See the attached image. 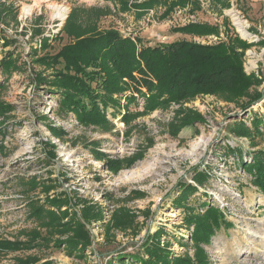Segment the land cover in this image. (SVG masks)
<instances>
[{"label": "rangeland", "instance_id": "rangeland-1", "mask_svg": "<svg viewBox=\"0 0 264 264\" xmlns=\"http://www.w3.org/2000/svg\"><path fill=\"white\" fill-rule=\"evenodd\" d=\"M146 1L127 0L129 9L121 11L117 3L105 0H0V36L10 42L2 47L0 38V59L10 51L22 67L5 79L0 74V100L13 106L3 120L6 126L0 128V242L18 245L0 248V264L26 259L109 264L119 253L145 258L139 245L158 227H164L170 237L171 256H192V228L183 226L184 209L175 204L187 185L197 190L187 196L184 205L217 207L228 224L203 246L209 264H264V196L250 182L251 176L235 164L234 154H224L229 145L249 162L253 151L264 150V122L262 134L251 139L230 132L236 123L250 125L252 116L264 117V97L250 112L243 111L240 103L209 94L147 113L138 101L129 105L131 113H138L130 122L121 119L123 110L109 108L105 127L84 126L72 114L60 115L57 96L34 81L36 74L50 72L34 60L37 55L55 53L70 40L63 32L60 40L53 35L62 29L70 10L78 7L82 23L112 27L149 45L176 40L212 44L227 37L243 40L250 44L242 50L244 71L260 80L254 90L264 95V46L259 44L264 40V0H223L225 7L212 0H185L164 17L171 2L178 0H159L146 10L134 7ZM59 6L66 8L63 19L56 17ZM237 21L247 24L245 34ZM189 23L216 25L218 34L173 32ZM42 37L49 38L50 44L44 50L39 47ZM179 108L201 113L204 121L183 127L175 136L168 124ZM49 126L60 129L61 135L53 134ZM92 143H98L105 158L131 159V164L110 171L105 159L90 152ZM196 173L207 175L202 185L194 181ZM45 186L50 187L48 191ZM59 195L69 201L60 209L76 219L84 203L101 209L100 219L80 220L91 240L80 257L67 254L63 242L67 235L54 233V228L42 225L44 218L31 214L32 207ZM119 207L135 215V228L119 231L109 227ZM160 243H165L163 236Z\"/></svg>", "mask_w": 264, "mask_h": 264}, {"label": "trees", "instance_id": "trees-1", "mask_svg": "<svg viewBox=\"0 0 264 264\" xmlns=\"http://www.w3.org/2000/svg\"><path fill=\"white\" fill-rule=\"evenodd\" d=\"M117 3L121 11L129 9L127 0H105ZM159 0H149L135 4V8L146 10L158 3ZM226 6L223 0H212ZM185 0L173 1L167 7V16L176 5H184ZM81 8L73 7L58 33L53 38L61 39L63 32L70 39L55 53L37 55L36 49L32 54L37 55L34 62L49 69L47 74H36L34 81L38 87L44 86L50 94L57 96V112L60 115L72 114L75 120L84 126L105 127L108 123L107 110L118 109L121 119L130 122L138 113H131L129 105L142 100L143 112H151L155 108H165L168 104H180L198 95L209 94L225 101L240 103L243 111H251V106L262 101L263 92L255 87L260 80L253 74H247L243 68L242 50L250 44L238 38L227 37L226 40L212 44H202L188 40H176L169 43L149 45L136 36L123 35L119 30L99 28L93 21L82 23L79 19ZM99 12L95 14L99 16ZM82 20V19H81ZM173 32L189 35L218 34L216 25L209 23H189L175 27ZM3 39L2 47L10 42ZM52 38V39H53ZM264 46V40L259 41ZM49 38L42 37L39 47L44 50L49 47ZM22 70L18 58L12 52H3L0 59V74L3 79L9 77L13 71ZM245 99L244 102L242 100ZM125 100V103H122ZM13 106L0 100V128L4 129L8 114ZM175 118L168 124L169 132L177 136L185 126L202 123L201 113L179 108ZM264 117H251L250 125L244 121L234 124L230 132L236 137L251 139L255 134L261 135ZM2 129V130H3ZM49 130L57 136L61 130L49 126ZM1 132V130H0ZM3 133V132H2ZM252 143V141H250ZM0 146H2L0 144ZM225 155L232 153L238 168L251 176L250 182L264 196V150L253 151L248 157L249 162L243 160L236 148L227 145ZM98 143L90 145V152L99 159H105V164L112 172L121 169L123 163L131 164V159L105 158ZM51 157L53 154L48 153ZM207 179L205 173H196L194 181L202 185ZM32 183H35L32 180ZM48 191L49 186L43 187ZM193 185L185 187V194H180L176 205L184 209L182 224L192 228L191 246L194 252L171 256L170 240L164 227H158L140 243L144 257L137 255L117 254L109 264H209L204 245L223 226H228L222 210L202 203L200 207L184 205L187 196L196 192ZM47 198L40 205L32 207L31 214L39 219L44 218L43 226L54 228V233L67 235L63 240L67 246V254L82 256V252L91 243L89 231L84 222L101 218V209L84 203L80 219L72 217V213L64 209L62 204H68L65 197ZM30 202V206H32ZM47 205V207H46ZM201 210V212L199 211ZM122 212V213H121ZM63 219H66L63 222ZM135 215L124 207L113 212L112 223L109 227L124 231L133 229ZM62 221V223L60 222ZM135 226V227H134ZM164 237L165 243H160ZM174 236V234L172 235ZM184 244V243H183ZM18 245L0 242V248H17ZM17 264H53L50 260L38 263L36 259H26Z\"/></svg>", "mask_w": 264, "mask_h": 264}, {"label": "bare ground", "instance_id": "bare-ground-1", "mask_svg": "<svg viewBox=\"0 0 264 264\" xmlns=\"http://www.w3.org/2000/svg\"><path fill=\"white\" fill-rule=\"evenodd\" d=\"M56 9H57V11H56V17L59 18V19H63L64 18V15L66 13V8H64L62 6H59ZM25 10H27V9L25 8ZM247 205H251V202L248 203Z\"/></svg>", "mask_w": 264, "mask_h": 264}, {"label": "built area", "instance_id": "built-area-1", "mask_svg": "<svg viewBox=\"0 0 264 264\" xmlns=\"http://www.w3.org/2000/svg\"><path fill=\"white\" fill-rule=\"evenodd\" d=\"M237 25L239 26L241 33L245 34L246 33L247 24H244L242 22H238L237 21ZM263 97H264V95H263ZM139 103H140V106H141L142 105V100H140Z\"/></svg>", "mask_w": 264, "mask_h": 264}]
</instances>
